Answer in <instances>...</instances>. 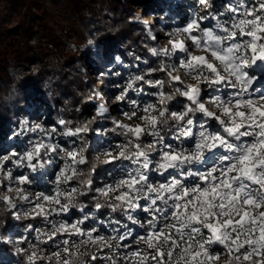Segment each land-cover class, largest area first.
Segmentation results:
<instances>
[{
	"label": "snow or ice",
	"instance_id": "6c2138e0",
	"mask_svg": "<svg viewBox=\"0 0 264 264\" xmlns=\"http://www.w3.org/2000/svg\"><path fill=\"white\" fill-rule=\"evenodd\" d=\"M199 3L206 15L197 14L186 26L169 33L170 47L149 49L167 60L148 75L164 72L167 81L136 75L115 97L118 102L125 100L129 90H138V81L158 89L150 93L157 98L155 103L140 108L132 100L133 110L123 114L143 124L112 120L110 131L120 129L127 139L114 151H104L105 163L129 161L135 167L125 165L114 185L94 189L90 178L80 180L84 176L80 166L88 163L87 158L72 150L60 157L64 163L55 174L51 193L37 192L30 198L24 186L32 181L24 174L16 177L18 187H7L16 192L15 199L29 203L25 216L41 217L50 225L36 229L40 244L51 242L49 250L31 243L21 247L26 238L15 241V250L24 255L26 264H95L98 260L105 264H219L222 256L227 257L224 264H264V86L257 87L249 72L264 67V0H229L223 11L214 9L208 0ZM209 18L212 26L202 27L201 22ZM174 57L196 83L184 85L181 77L172 74ZM165 83L171 91L163 90ZM177 94L188 102L179 111L168 106ZM208 104L218 111L209 110ZM108 111L102 106L97 115ZM138 111L143 115L137 117ZM91 122L63 135L88 133ZM21 128L39 130L49 139L56 131L46 132L39 124L29 129L27 121ZM165 131L177 143L166 140ZM144 136L152 137L151 142L144 143ZM57 149L65 152L58 144L37 140L22 155L0 156L4 178L0 187L13 179L12 170L5 169L7 161L36 172L45 166L41 154ZM154 174L160 179H154ZM93 191L109 201L110 213H120L141 231L110 216L108 223L117 226L115 234L103 235L85 226L87 213L76 221L64 217L72 208L83 212L86 205L79 198ZM15 199L0 194L8 210L16 208ZM102 207L95 204L96 210Z\"/></svg>",
	"mask_w": 264,
	"mask_h": 264
},
{
	"label": "trees",
	"instance_id": "16d2710c",
	"mask_svg": "<svg viewBox=\"0 0 264 264\" xmlns=\"http://www.w3.org/2000/svg\"><path fill=\"white\" fill-rule=\"evenodd\" d=\"M3 1L4 10H0V142L6 138L5 132L12 119L27 114V107L34 106L37 102L52 105L54 116L66 122L61 124L62 129L66 127L75 129L92 121L89 124L90 131L82 133L76 139L81 154L88 161L87 164L80 166L84 171V176L80 177V180L90 178L94 186L97 184L98 175L108 164L98 159L94 153L91 142L92 130L105 126L107 129L105 137L112 141L126 142L127 138L121 135L120 129L110 131L114 127L113 123L97 115L96 102L104 106L107 103L105 99L93 96L92 87H95V82L92 77L95 76V81L101 88L113 82L112 79H108L102 68L116 50L129 63H134L137 57L140 58L142 63L138 71L139 75L145 76V80L167 81L164 72L154 71L148 75L151 69H158L160 64L149 51L154 45L143 27V22L133 10L132 2L126 0ZM147 1L149 0H145L144 3ZM48 2L55 7L62 5L60 20L63 24L59 26L60 34L56 33L47 20ZM146 4L152 9H157L161 0ZM199 7L200 5L187 7L179 5L174 15L175 21L181 23L184 17L188 18L191 11L197 13ZM14 16L19 19L18 25L15 24L13 29H8L5 20ZM30 21L33 24L30 25ZM17 34L20 35L19 38L16 37ZM34 35L37 42L31 45L28 41ZM92 48L99 49V57L93 66H88L87 56ZM140 82L147 89L149 84ZM177 86L180 85L172 87ZM163 90L169 92L172 89L165 83ZM186 103L185 98L177 94L168 106L170 109H178L183 108ZM164 134L169 141L171 134L167 131ZM143 142L147 143L145 136ZM5 150V144H2L0 155ZM75 183L80 186L79 181ZM93 196H97V199L94 200ZM79 202L87 208L95 207L96 203L104 205L98 210L97 217L108 208L109 203L106 198L98 196L95 192L80 197ZM76 209L78 208H72V211ZM39 218L27 220L14 216L6 205L0 202V235L4 236L12 226L26 223L32 225ZM28 245V241L25 240L20 246L27 248ZM8 256L13 257L12 254ZM16 259L19 264H26L23 254L16 253Z\"/></svg>",
	"mask_w": 264,
	"mask_h": 264
},
{
	"label": "rangeland",
	"instance_id": "374dc122",
	"mask_svg": "<svg viewBox=\"0 0 264 264\" xmlns=\"http://www.w3.org/2000/svg\"><path fill=\"white\" fill-rule=\"evenodd\" d=\"M126 1L132 2L133 10L138 14L139 18L142 20L143 27L145 28V31L149 36L150 41L154 45L150 48H156L158 50L166 47H170V45L168 44L169 33H172L177 28H182L186 26V24L190 22V20L193 19L197 14H199L200 16L206 15V11H207L205 7L199 3V0H161V4L158 6L157 9H152V7L149 6V4H146L147 2L152 4L153 1L155 0H149L146 3H144L145 0H126ZM213 1L211 2V0H208V4L212 5L214 9L219 11H223L224 6H226L229 3V0H213ZM4 5L5 2L3 0H0V10L2 11L4 10L3 9ZM179 5L181 6L184 5L186 7L190 5H195V6L200 5V7L197 13L191 11L188 15V18L186 19L184 17V20H182V22L179 23L175 21L174 18L177 7ZM46 11L48 12L47 20L49 21V25L56 31V33L60 34L61 28L59 26L63 24V22L60 20L62 5L55 7L52 6L50 2H48L46 5ZM2 17L4 16L2 15ZM18 20H19L18 17L15 16L6 19L5 22L8 29H13L15 24L18 25ZM213 23L214 21L211 20V18L201 22L202 27L205 26L210 27L212 26ZM29 24L30 25L33 24L32 21H30ZM34 30H36L35 27ZM19 34H17L16 36L17 38L20 37ZM153 36L156 37L155 40L152 39ZM28 42L29 44L34 45L35 42H37L36 35L30 38ZM187 43L189 45V50L192 51L193 47L191 45V42L188 41ZM42 45L44 46L45 44L43 43ZM195 54H202V53L196 52ZM151 55H153L152 52ZM110 56L111 58L108 61H106V63L102 68V71L106 73L108 79H112L113 82L107 87L101 88L98 86V82L95 81V76L92 77L93 81L95 82V87H92L93 96L97 99L103 98L107 103L104 106L101 103L96 102L95 104L96 110L98 111V109L101 108L102 106L107 107L109 111L100 116L110 122H112V120L115 119L124 124H137V123L143 124V122L137 119L136 117H134L132 120L125 119L123 114L126 112H131L133 110V106L130 103V101L132 100L137 101V104L140 108H143V106L146 103L149 102L155 103L157 98L153 95H150V93H154L158 91V89L150 85H148L147 89H145L146 87L142 85L140 81H138L136 82L135 85V88L138 90H129L125 100L119 102L116 101L115 97L121 93V91L126 87V84L134 76L139 75L138 70L142 62L140 58L137 57L134 59V63H129L116 50L112 52ZM153 56L159 64L162 61L167 60V58L162 56H157V55H153ZM98 57H99V49L92 48V50L87 56V65L93 66L96 63ZM171 62H174L176 65V68L172 72V74L174 76L181 77L184 85L196 83L195 80L190 79L187 73L179 67V61L175 57L172 58ZM259 70L260 67H253L249 69V72L253 75L255 82L258 85L262 86L264 81H261V78H264V71H262L261 74H259L258 73ZM257 84L256 86L258 87ZM204 102L207 103V101ZM208 108L211 111H218L211 104H208ZM182 109L183 108L171 109V110L179 111ZM27 110H28L27 114H22L21 116H16L12 119L9 128L5 132L6 138H4V140L0 142V146L2 144H5L6 146L5 152L0 156L8 155L12 152H16L19 155H22L26 151L30 150L32 144L37 140H44L45 142L58 144L65 149V152H60L59 149H57L56 152H49L47 155L42 153L41 158L44 161L45 166L44 168H38L36 172H32L27 167H16V165L13 163V160L7 161L5 163V169L12 170L13 179L11 182L4 181L5 186L0 187V191L1 194L11 196L14 199L16 197V192L14 190L11 192L7 191V187L9 186V184L13 189L18 187V185L16 184V177L18 175L21 174L28 175L30 180L32 181L31 184L24 186L30 198L34 197L37 192L51 193L56 187V185L54 184L55 174L59 171L60 167L64 163V161L61 160L60 157L66 156L68 151H72V150L80 151L76 137H65L63 135L65 131L71 128L66 127L62 129L61 127L62 125L60 124L61 120L58 116H54L52 105H43L40 102H37L35 103L34 106L27 107ZM141 115H143V113L138 111L137 117ZM195 119L197 120V122L201 120L199 114H197ZM23 121L28 122L29 129L32 128L34 125L39 124L46 130V132L50 131L53 128H55L56 131L54 133H51V138L49 139L48 136H46L44 133H41L39 130L35 132L29 131L27 129L22 130L21 124ZM106 132L107 129L104 126L101 129L94 128L92 130L93 135H91V142L93 143L94 153L96 157L102 161L106 160V157L103 154L105 150L114 151L116 145L125 143L123 140H119L115 142L112 141L110 138L105 137V135L107 134ZM145 138L147 143L151 142L152 140V137L149 136H145ZM169 142L174 144L177 143L175 140L172 139V137L170 138ZM16 158L17 157H14L13 159ZM107 164H108L107 168L98 175L97 184L93 186L94 189L104 188L106 185H114L115 182L121 178V172L124 169L125 165L128 168L135 167L134 165H131L129 161H113L112 163H107ZM51 166H53V168ZM153 178L157 180L160 179V177L155 174ZM3 179H4L3 176L0 175V180ZM72 184L74 186H77L75 181H73ZM15 203H16V208L10 210L12 214L14 216H18L27 220L31 219L30 217L24 215V213L30 207L29 203L19 199H15ZM97 212L98 210H96L95 207L92 209H89L87 207L84 208V211L82 212L83 215H81L82 216L81 218H83L85 213H87L89 216L88 223L85 224L86 227L96 228L98 229V231L104 228L109 232L113 233L112 227L116 225H112L108 223L110 216L121 219L122 223L128 224L129 227L130 226L135 227V225H132L126 219L121 217L120 213H110L109 208H106V210H104V212H102L99 217L96 216ZM79 214H81V211L79 209H76L74 212L72 211V209H70V212L64 214V217L69 218L71 221H76L77 220L76 217ZM53 218L59 219L62 217H50L49 219H53ZM98 218L100 219L96 221ZM141 218H143V214H141ZM48 228H50V225L43 218L40 217L39 220H37L32 225L26 223L18 226H12L8 231H6L4 236L0 235V264H19L16 259L17 252L15 250L16 248L15 241L21 238H26L28 243L37 244L40 248L49 250L51 242H49V244H40L39 241H37L36 239V235H37L36 229H48ZM136 230H138V228ZM7 246L10 248H8ZM6 253L12 254L13 257L12 258L9 257L8 254ZM1 255L4 256V259H2ZM10 259L12 260L10 261ZM225 260L226 257L222 256L219 264H224Z\"/></svg>",
	"mask_w": 264,
	"mask_h": 264
},
{
	"label": "built area",
	"instance_id": "2783aa9c",
	"mask_svg": "<svg viewBox=\"0 0 264 264\" xmlns=\"http://www.w3.org/2000/svg\"><path fill=\"white\" fill-rule=\"evenodd\" d=\"M100 234H103V235H113V233H106V232H103V231H100L99 232ZM108 250L107 249H105L104 250V252H107ZM95 264H105V262L104 261H102V260H98V261H96L95 262ZM121 264H123V262L121 261Z\"/></svg>",
	"mask_w": 264,
	"mask_h": 264
},
{
	"label": "bare ground",
	"instance_id": "6f19581e",
	"mask_svg": "<svg viewBox=\"0 0 264 264\" xmlns=\"http://www.w3.org/2000/svg\"><path fill=\"white\" fill-rule=\"evenodd\" d=\"M263 77V76H262ZM261 81H264V78H261ZM259 82V81H258ZM262 86H264V83L262 84Z\"/></svg>",
	"mask_w": 264,
	"mask_h": 264
}]
</instances>
